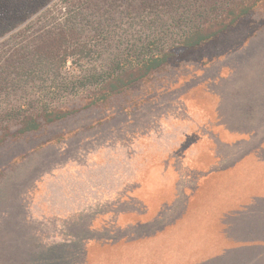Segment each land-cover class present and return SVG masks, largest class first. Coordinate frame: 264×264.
Masks as SVG:
<instances>
[{
    "label": "rangeland",
    "instance_id": "obj_1",
    "mask_svg": "<svg viewBox=\"0 0 264 264\" xmlns=\"http://www.w3.org/2000/svg\"><path fill=\"white\" fill-rule=\"evenodd\" d=\"M194 2L209 8L207 22L233 8V0H49L56 19L35 12L0 37V264H181L167 253L181 249L185 233L167 238L172 229L165 227L204 182L208 170L197 160H211L208 148L218 140L215 126L195 109L210 106L205 90L219 74L264 60V2L217 42L105 101L96 99L86 76L153 23L151 7L168 10L166 19ZM78 8L84 14L74 20L82 26L61 44L62 62H52L51 74L36 72L27 57L53 45L62 30L70 34L62 22ZM54 78L77 88L58 89ZM56 109L67 116L46 121ZM32 118L40 128L21 132ZM154 167L167 170L170 186ZM148 172L144 195L154 198L151 204L126 199L124 192ZM157 196L169 203L158 213ZM156 230L165 233L150 241Z\"/></svg>",
    "mask_w": 264,
    "mask_h": 264
},
{
    "label": "crops",
    "instance_id": "obj_2",
    "mask_svg": "<svg viewBox=\"0 0 264 264\" xmlns=\"http://www.w3.org/2000/svg\"><path fill=\"white\" fill-rule=\"evenodd\" d=\"M249 62L242 72L219 74L214 87L205 90L210 106L195 109L215 126L218 140L208 148L211 160H197L208 170L204 182L165 227L172 229L167 238L185 233L181 249L167 253L179 255L181 264H264V60ZM154 168L167 176L165 168ZM137 189L124 194L140 199ZM164 231L148 238H160Z\"/></svg>",
    "mask_w": 264,
    "mask_h": 264
},
{
    "label": "trees",
    "instance_id": "obj_3",
    "mask_svg": "<svg viewBox=\"0 0 264 264\" xmlns=\"http://www.w3.org/2000/svg\"><path fill=\"white\" fill-rule=\"evenodd\" d=\"M48 2L49 0H0V37L10 32L14 27L24 23L35 12H38L37 16H45L51 20L56 19ZM263 2L264 0H233V8L228 11L224 18L215 22H207L204 13L209 8L205 6L203 8L199 7L198 3H196V6L195 2L193 3L194 6L189 3L184 10L179 13H173L166 19L163 18V13L168 14V10L162 13L161 9L153 6L150 13L154 17L153 23L149 21L147 28H143L144 31L137 38L132 42H127L125 45H120L117 51L109 54L106 63L100 71L96 68L93 74L86 76L87 85H92L96 90V94H99L96 96L97 100L105 101L110 96L121 93L126 87L148 79L152 72L162 66L172 63L176 59L185 58L198 48L217 42L222 34L235 28L243 16L256 9ZM69 3L74 5L73 2ZM77 11L79 12H69V19H72V21L66 24L62 22V25H65L64 27H67L68 31L71 32L70 34L66 35L67 31L62 30L58 40L53 45L44 46L27 57V63H32L30 65L35 68L36 72L51 74L53 72L49 66H51L52 62H62L61 44L68 40L69 42L74 40L76 37L74 32L82 26L74 19L83 17L81 14L84 13H82L83 10L80 8ZM50 83L54 85L57 83L58 89L77 88V86H74V82H69L66 79L59 80L54 78ZM67 114L59 112L57 109L51 110L45 115V119L51 122L64 118ZM39 128V121L32 118L25 122L20 131L24 133ZM149 172L147 173L148 175H145L146 177L144 176L146 179H143L137 189L141 188L142 192V198H138V200L145 204H151L154 199H148L144 195L145 188L150 185L148 182L146 183L147 177L150 176ZM166 178L168 181L169 177ZM166 183L170 186V182ZM132 195L128 193L125 198L135 197ZM157 200L159 201V204H157L159 209H156V213L160 210L161 203L165 202L161 196H157ZM153 207H156V205L153 204ZM148 212L149 209L146 208L145 211H137V214L141 215ZM134 213H136V210H134ZM118 222L120 223V219H118ZM96 239L97 237L92 236L83 240L86 243ZM119 239L122 240L124 237ZM67 245L60 246L55 251H65Z\"/></svg>",
    "mask_w": 264,
    "mask_h": 264
}]
</instances>
